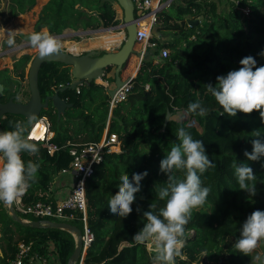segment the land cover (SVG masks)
<instances>
[{
  "label": "trees",
  "instance_id": "trees-1",
  "mask_svg": "<svg viewBox=\"0 0 264 264\" xmlns=\"http://www.w3.org/2000/svg\"><path fill=\"white\" fill-rule=\"evenodd\" d=\"M7 2L10 18L30 13L39 3L38 0ZM116 5V0H48L33 24L34 33L47 30L51 36H58L67 30L88 32L117 27L121 22ZM246 8L250 10L249 16L242 12ZM189 21L198 23L191 26ZM154 29L156 32L150 43H157L158 48L151 49L150 56L142 60L124 101L112 108L108 89L103 84L91 82L77 87L79 93L77 88L59 91V97L72 105L60 118L52 105L41 112L40 117L50 120L51 142L57 150L51 156L41 143H35L39 148L37 154H22L25 162L31 160L40 165L37 179L23 195L22 202L25 205L38 202L55 205L52 188L73 159L70 149L99 143L106 130L109 135L116 134L121 151L105 154L86 183L85 218L94 239L84 264H153L155 251H150L144 243H137L133 236L147 222L144 211L159 215L166 204L167 198L160 200L158 197V192L168 183L167 174L160 170V162L173 145L180 143L177 131L184 127L193 139L203 141L206 155L215 167L200 177L202 186L208 187L210 193L206 204L192 211L183 237L184 258L176 257L175 264H264V240L258 242L252 253L245 255L235 247L239 237L235 241L226 238L236 235L232 223L225 227V236L216 234L227 218L243 219L233 204L237 198L247 196L239 189L233 165L244 163L251 167L257 177L256 188L258 183H264V157L249 161L244 155L245 150L252 152V140L257 138L254 132L259 131L264 139V121L255 110L251 114L237 112L235 117L220 115L223 109L206 86H215L217 76L238 70L242 58L252 56L257 67L264 66V56L260 55L264 52V0H172L159 13ZM30 35L24 34L23 38L29 40ZM162 48L168 49L170 54L157 64L155 57ZM106 53L102 51L99 55ZM32 58L24 54L14 59L12 69L0 70L2 103L15 96L14 102H28L30 89L26 69ZM109 70L102 80L112 85L115 75L114 72L109 74ZM73 82L71 67L64 64L47 62L40 69L39 90L43 100ZM197 99L208 109V115L201 117L188 112V104ZM168 112L173 115L186 112L189 118L172 120L163 129ZM38 119L7 115L0 125L4 131H12L15 122H21L29 134ZM192 120L201 131L189 125ZM145 171L148 175L135 194L133 211L126 218L112 214L109 201L119 190L120 176L126 173L131 180L132 174ZM173 175L183 180L186 171H175ZM253 202L249 207L254 210L247 217L255 210L264 211L263 197L257 196ZM70 214L74 218L64 222L84 233V214L67 212ZM17 215L40 223L57 221L29 218L20 212ZM20 242L32 246L31 256L24 264H68L77 245L76 237L69 231L43 226L34 228L14 221L0 201V264H12Z\"/></svg>",
  "mask_w": 264,
  "mask_h": 264
},
{
  "label": "clouds",
  "instance_id": "clouds-1",
  "mask_svg": "<svg viewBox=\"0 0 264 264\" xmlns=\"http://www.w3.org/2000/svg\"><path fill=\"white\" fill-rule=\"evenodd\" d=\"M13 33L9 30L7 34L10 47L15 44ZM29 43L38 49L41 57L58 52L61 48L57 38L46 32L31 34ZM260 55L264 56V52ZM239 63L241 67L238 70L217 76L215 86L206 85L207 91L223 109L220 115L235 117L237 112L251 114L255 110L264 121V66L257 67L252 56L242 58ZM187 110L201 117L208 115V109L199 99L189 103ZM27 132V127L21 122H15L12 131L0 132V201L9 206L26 194L36 181L40 167L38 163L22 159L23 153L35 155L39 152L38 145L31 142ZM177 136L180 143L173 145L160 162V170L167 174L168 183L158 192V197L160 200L167 198L166 204L159 215L144 211L147 222L133 236L137 243L151 242L154 246L153 264H175L176 257L184 258L185 226L191 220L193 209L204 206L210 193L208 187L202 186L200 177L215 167V163L206 155L202 140L193 139L184 127L178 129ZM254 136L257 138L252 140V152H244L249 161L264 157V139L259 131L254 132ZM233 168L239 189L249 196H255L257 177L253 169L244 163L234 164ZM175 171H186L185 178L176 179L173 175ZM147 175V171L134 173L131 180L126 173L120 176L119 190L109 201L112 214L126 218L133 211L131 205L136 199L135 194L141 190V181ZM137 211L140 209L137 208ZM261 240H264V211L255 210L242 224L235 247L248 255Z\"/></svg>",
  "mask_w": 264,
  "mask_h": 264
},
{
  "label": "built area",
  "instance_id": "built-area-1",
  "mask_svg": "<svg viewBox=\"0 0 264 264\" xmlns=\"http://www.w3.org/2000/svg\"><path fill=\"white\" fill-rule=\"evenodd\" d=\"M134 4V16L135 23L137 26L136 43L142 47L140 56L142 57L151 49L158 48L157 43H150L154 28L157 23L159 13L169 6L172 0H132ZM235 2V1H234ZM238 4V2L236 1ZM245 16L250 15L249 9H242ZM120 26L123 25V13L121 11ZM122 29V28H121ZM124 32V30L122 29ZM124 40L126 34L124 32ZM170 52L166 48H162L159 54L155 57V62L158 64L164 59L168 58ZM104 86L111 90V85L108 82L104 83ZM131 88L130 84L125 83L111 98V107L113 108L117 103L124 101L127 93ZM77 92L79 90L77 88ZM38 129V136H34L33 132ZM42 134V137H41ZM31 142L41 143L43 148L47 149L48 153L53 156L57 150V146L51 142L53 133L51 132L50 120L45 117H39L38 121L33 124L29 134ZM121 151V143L116 134H104L102 140L97 144L86 145L83 148L72 147L70 154L72 161L67 169L62 170V175H69L73 177L71 188L69 189L66 197L57 202L55 205L51 203L38 202L32 205H25L22 202V197L14 202V208L16 212H20L22 215L29 218H40L47 220L49 218L57 220L56 222H64L67 219H73V215H67V212L79 211L84 214L85 230L83 233L84 251L86 252L91 245L94 236L90 232L86 223L87 214V199H86V183L95 172V167L98 166L105 154L107 153H118ZM28 221V220H26ZM150 251H155L154 246L151 242L144 243ZM32 246L20 242L18 245V253L16 259L12 264H24L25 260L31 256ZM84 260H80L77 264H84Z\"/></svg>",
  "mask_w": 264,
  "mask_h": 264
},
{
  "label": "water",
  "instance_id": "water-1",
  "mask_svg": "<svg viewBox=\"0 0 264 264\" xmlns=\"http://www.w3.org/2000/svg\"><path fill=\"white\" fill-rule=\"evenodd\" d=\"M118 6L120 7L123 13V25L119 26V28L123 29L126 38L121 46V48L117 52H110L104 55H99L96 51H91L86 54H73L70 51H61L51 53L47 56L41 57L39 52L32 58V61L29 64L28 70V83L30 89V99L27 103H17L14 102L15 97H12L7 103H2L1 98L3 96V87L0 86V121L7 115H20L29 120H37L41 112L49 108L52 105L58 117L60 118L62 114L65 112L67 108H70L72 105L68 104L65 100L59 97V91H65L67 88L76 89L77 87L83 85L84 83L97 82L100 83L105 75L107 70L114 69L115 82L114 87L111 90H108V94L110 98H113L118 90L125 84L122 80V71L126 64H128L129 60L133 55H140L138 51L135 49L136 36H137V26L135 23L134 16V4L132 0H116ZM198 21H189L191 26L196 25ZM115 28V27H114ZM110 29H100L98 31H88V32H73V36L75 35H88L97 32H103ZM57 39H61L65 37V34H61L58 36H53ZM150 56V52H147L143 58ZM54 62L64 64L68 67H71L72 77L74 82L69 86L57 90L54 95L48 96L45 100L42 99L41 93L39 90V72L44 63ZM141 62L139 63L138 70L141 66ZM137 70V72H138ZM133 80V77L127 82L130 84ZM19 83L21 81L17 79ZM186 113V112H183ZM187 114V113H186ZM188 115V114H187ZM189 117L186 116L184 120L186 121ZM174 120L173 114L170 112L167 113L165 124L163 129L167 126V124ZM190 126H195L201 131V127L192 120L189 123ZM4 131V129L0 125V132ZM4 205L7 208L8 213L11 215L12 219L18 223L23 224L24 226H30L34 228L38 227H52L59 228L62 230H66L71 232L77 239V245L72 257L69 260L68 264H77L80 260L86 258L84 251V243H83V233L82 231L66 222H38V221H26L17 215V212L14 208V203L12 205Z\"/></svg>",
  "mask_w": 264,
  "mask_h": 264
},
{
  "label": "rangeland",
  "instance_id": "rangeland-1",
  "mask_svg": "<svg viewBox=\"0 0 264 264\" xmlns=\"http://www.w3.org/2000/svg\"><path fill=\"white\" fill-rule=\"evenodd\" d=\"M45 0H38V6L32 10L30 13L26 14V15H20L16 18H10L7 12V7H8V2L7 0H0V70L4 69V68H13V64H14V59H17L19 57H21L24 54H29L32 57H34L39 51L36 48H33L30 43L29 40L23 38L24 34H33L34 33V29H33V24L36 21L38 14L40 12V8L41 5L44 3ZM115 7L118 8V12H119V16H121V9L118 5H116ZM120 25H118L117 27H115L114 29L111 30H106L103 32H97V33H92V34H88V35H75L73 36V31H65V37L61 38V39H57L58 42L61 44V51H70L68 48H70V45H74V44H80L81 48L77 53H73V54H84V53H88L91 51H96L98 53L102 52V51H106L108 53L110 52H117L123 42H124V32L122 31V29L119 28ZM12 30L14 31L13 35H14V39H15V44L14 46H9L7 44V34L8 31ZM111 31V32H110ZM114 31V32H113ZM48 33L47 30H44L43 33ZM117 32V33H116ZM120 32V34H119ZM156 32V29H154L153 33ZM106 33H115L118 36L119 42L116 43L113 46L110 47H100V46H94L93 43L96 42L101 35L106 34ZM49 34V33H48ZM50 35V34H49ZM93 38V39H91ZM80 40V41H77ZM91 41V42H90ZM93 42V43H92ZM135 49L138 51V54L143 50L142 47L137 44ZM89 50V51H88ZM145 56V55H144ZM144 59V58H143ZM142 60V57L139 55H133L131 57V59L129 60L126 69L123 71V73H131L133 72L137 66L139 65L140 61ZM28 70H29V65L26 69V73L28 75ZM114 72V69L109 70V74H112ZM126 83V82H125ZM25 84V83H24ZM111 87H114V84L111 85ZM186 116H188L186 113H176L175 115H173V119L174 120H181L184 119ZM257 188H258V193L255 196H249L248 193H246V197H241V198H237L236 201L234 202V208L236 211L241 212L242 213V218L243 219H234L233 217L231 218H227L224 223L216 230V234H219L220 236H225L227 231L225 230V227L229 224L232 223L233 224V229L232 231L236 234V235H228L226 238L228 239V241H235L236 237L240 236V228L242 226V224L245 222V220L247 219V215L249 214V212H251V210H254V207H249V204H253V198L260 196L264 198V194H262L263 190H264V183H258L257 184ZM239 217L238 215H236V218ZM231 243V242H228ZM228 248L225 251V256L224 259L227 260L228 258ZM210 264H215V263H210Z\"/></svg>",
  "mask_w": 264,
  "mask_h": 264
},
{
  "label": "crops",
  "instance_id": "crops-1",
  "mask_svg": "<svg viewBox=\"0 0 264 264\" xmlns=\"http://www.w3.org/2000/svg\"><path fill=\"white\" fill-rule=\"evenodd\" d=\"M48 0H45L44 3L41 5V8L44 4L47 3ZM40 8V10H41ZM117 9V12L119 11L118 8L116 7ZM119 14V12H118ZM138 67L139 65L137 66V68L133 71V72H129V73H123L122 71V80L124 82H128L132 77L134 78L136 75H137V70H138ZM104 81L102 80L99 84H103L104 85ZM106 133V131H105ZM72 182H73V177L72 176H69V175H62L60 177L57 178L56 182L54 183L53 185V188H52V193H53V196L55 198V200L57 202H60L61 200H63L66 195L68 194L69 192V189L71 188V185H72ZM85 255H87V251L85 252Z\"/></svg>",
  "mask_w": 264,
  "mask_h": 264
},
{
  "label": "bare ground",
  "instance_id": "bare-ground-1",
  "mask_svg": "<svg viewBox=\"0 0 264 264\" xmlns=\"http://www.w3.org/2000/svg\"><path fill=\"white\" fill-rule=\"evenodd\" d=\"M119 34H120V32H119ZM118 36L119 35H117L115 33H106V34L101 35V37L96 42H94V43L92 42V43H93L94 46L110 47V46H113V45H115L116 43L119 42ZM91 39H93V38H91ZM80 48H81V45L77 43V44H74V45H70V48H68V49L72 53H77L80 50ZM38 129L39 128L35 129V131L33 132L34 136H38ZM41 137H42V134H41Z\"/></svg>",
  "mask_w": 264,
  "mask_h": 264
}]
</instances>
